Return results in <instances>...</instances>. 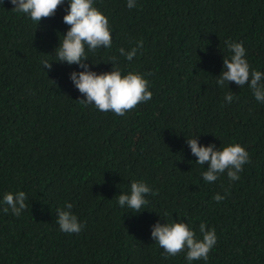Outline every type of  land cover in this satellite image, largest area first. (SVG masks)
Masks as SVG:
<instances>
[{
    "label": "trees",
    "instance_id": "obj_1",
    "mask_svg": "<svg viewBox=\"0 0 264 264\" xmlns=\"http://www.w3.org/2000/svg\"><path fill=\"white\" fill-rule=\"evenodd\" d=\"M95 0L109 18L113 44L86 61L111 70L108 58L143 41L124 71L149 74L152 99L124 116L82 106L69 80L77 65L52 56L67 0L36 25L0 3V196L23 190L19 217L0 212V264H185L165 258L151 225L168 220L214 227L207 264H264V104L247 86L219 88L225 40L242 41L248 62L264 71V0ZM93 63H97L92 65ZM234 99L224 103L225 92ZM245 146L251 162L240 179L206 183L186 138ZM204 167H207L205 162ZM154 190L148 209L133 214L116 198L133 180ZM219 193L225 199L217 203ZM73 203L83 230L61 232L56 209ZM158 212V213H157ZM192 264H205L203 260Z\"/></svg>",
    "mask_w": 264,
    "mask_h": 264
},
{
    "label": "clouds",
    "instance_id": "obj_2",
    "mask_svg": "<svg viewBox=\"0 0 264 264\" xmlns=\"http://www.w3.org/2000/svg\"><path fill=\"white\" fill-rule=\"evenodd\" d=\"M3 3V0H0ZM11 8L17 15H24L37 27L42 17H49L55 13L59 5L65 0H10ZM125 6L133 9L137 0H126ZM63 22L69 27L53 50L54 59L40 57L39 64L43 71L52 68V61L61 64L77 65L78 70L69 73V80L82 98V106H91L100 112H111L116 116H124L130 109L136 108L152 99L148 75L138 70L124 71L120 65V57L131 62L134 57L142 54L139 49L143 41L137 40L135 46L128 49L119 47V55L108 58L111 70L96 71L86 62L90 55L100 49L112 47L113 38L108 16L95 6V0H67V9L63 15ZM222 68L216 75V85L223 89L229 88V82L239 88L247 86L255 101L264 104V71L252 67L248 62L246 48L242 41L225 40ZM97 63H93L95 65ZM224 103L231 104L234 96L231 91L225 92ZM198 135L186 138L191 154L195 157V164L203 166L200 176L206 183H213L221 175H226L230 182L240 179L244 165L251 162V156L245 146L240 143L229 142L217 147L215 143L198 142ZM207 162V167H204ZM149 194L155 195L153 188L144 180H133L126 191H121L116 198L120 209H126L133 214L148 209ZM225 195L216 193L212 199L217 203L225 199ZM28 197L23 190L15 192L5 191L0 196V212L11 213L15 217L27 208ZM158 213V212H157ZM164 222L157 220L151 225V238L155 244L163 249L165 258L184 254L185 264L209 260V252L217 243L214 227H206L205 222L193 228L190 222L184 220H168V213H158ZM56 223L61 232L67 234L80 233L85 227L82 220H78L73 211V203L65 201L63 207L56 209Z\"/></svg>",
    "mask_w": 264,
    "mask_h": 264
}]
</instances>
